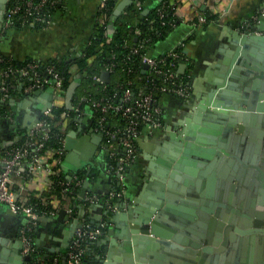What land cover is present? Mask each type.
Wrapping results in <instances>:
<instances>
[{
  "label": "water",
  "instance_id": "obj_1",
  "mask_svg": "<svg viewBox=\"0 0 264 264\" xmlns=\"http://www.w3.org/2000/svg\"><path fill=\"white\" fill-rule=\"evenodd\" d=\"M8 1L0 0L2 26ZM131 3L132 0L119 2L111 19L119 17ZM186 69L187 65L181 64L178 73L185 74ZM100 77L104 82L109 81L105 71ZM76 86L72 82L65 92L66 108L71 107ZM205 89L203 96L197 97L191 122H179V130L166 129L172 142L164 145V155L156 161V170L150 167L153 177L148 178V184L124 213L117 219L112 215L118 230L114 233L108 230L114 237L102 243L104 256L94 257L96 264H220L224 258L219 254L223 245L218 244L227 240L238 243L240 235L243 248L247 243L253 249L258 246V253L256 250L251 253L254 256L248 259V264H264V202L258 199L256 205L253 199L222 201L221 192L233 179L252 190L259 185L250 183L249 177L257 175L254 171L243 168L236 173L239 163L260 162L264 166V15H258L248 29L233 31L229 41L219 46ZM39 95L47 100L42 101L41 111L50 109L47 92L35 91L24 97ZM40 116L41 113L36 122ZM35 123L19 131H28ZM76 133L71 130L65 137V160L80 167L81 161L88 164L95 157L101 137L84 135L76 139ZM246 134L248 144L241 157L238 145L244 142ZM11 139L6 146L20 140L21 135ZM218 157L221 159L217 160ZM225 165L233 166L228 174ZM258 173L263 189L264 174L261 169ZM87 186L85 182L81 196ZM224 201L229 204H223ZM232 204L245 211L232 209ZM64 214V210H59L58 219ZM223 227L225 236L220 231ZM21 250V242L14 245L6 264L31 263L33 256H23ZM4 259L0 257V264H4ZM62 263H66V256Z\"/></svg>",
  "mask_w": 264,
  "mask_h": 264
},
{
  "label": "crops",
  "instance_id": "obj_2",
  "mask_svg": "<svg viewBox=\"0 0 264 264\" xmlns=\"http://www.w3.org/2000/svg\"><path fill=\"white\" fill-rule=\"evenodd\" d=\"M121 1L119 0L118 3ZM169 2L174 6V14L180 23L164 40L155 43L149 54L160 55L186 39L187 44L184 52L188 56L190 64L185 73L189 74L190 97L188 100L172 96L161 98L163 125L166 126V129L171 128L169 124L176 116L182 114L191 100L196 101L198 96H202V91L207 86L206 81L215 64L217 49L221 44L229 41L233 31L246 29L245 26L251 23V18L262 7L264 0H169ZM99 5L100 0H64L63 4L55 10L50 24L44 28L4 27L0 22L2 26L0 28V57H6L17 63L28 60L46 62L69 58L73 54L83 52L90 41L95 25L100 20ZM206 11L215 15V19L209 20L207 24L193 27L190 23L198 20L200 16H205ZM144 13L145 11H143ZM112 31V28L108 29L110 35ZM79 78V76H75L74 80L70 82V84L77 83L74 98L80 97L83 89ZM81 97L83 96L81 95ZM42 101L46 102L47 100L43 99L41 95L34 98L14 96L6 102L0 101V143L2 144L0 148L11 142L16 131L25 129L36 122L43 108ZM8 117L13 121H9L11 119ZM71 130L77 132L76 139L84 135H94L91 134L92 126L85 117L76 128L69 129V131ZM159 135L160 131L151 134L141 133L137 140L136 160L129 166L124 177L122 196L115 199L111 210L105 207L104 202L114 184L104 171L102 156H99L96 151L95 157L88 164L81 161L80 167H77L65 160L67 153L65 151L61 165L65 178L70 180L71 176H74L79 169H83L86 176L80 182L72 200L66 198L55 200L54 204L59 205L57 213L54 216L40 217L32 226L29 235L34 255L33 261L29 264H46L48 261L62 259L66 256L74 236L73 228L83 222H88L93 227L103 225V233L94 243L90 253L93 258L98 255L104 256L102 243L105 242V239L114 237L108 234V230H112V233L118 230L115 222L112 221V215H115L117 219V216L124 213L142 192L147 182L148 170L154 166L152 160L156 139ZM47 177L49 174L46 171L39 172L31 181H23L15 177V179L13 178L15 183L13 189L27 199H30V196L44 197L48 190V187L46 188ZM85 182H88V186L85 188L84 195L81 196L80 192ZM90 194L99 198L96 203L83 201V198ZM242 195L243 201L253 199L248 191H244ZM258 199L264 202V193L257 194L256 203ZM59 210L65 211L60 220L58 219ZM26 225L25 216L13 213L5 206L0 205V257L5 258L4 264L7 263L6 259L12 255L14 245L20 244L21 233ZM250 246L245 251L240 250L235 264H248V259L251 260V257L254 256L251 253L254 250H256L255 253H258L256 246L254 249ZM93 258L88 264L95 263ZM224 264H234V261H225Z\"/></svg>",
  "mask_w": 264,
  "mask_h": 264
},
{
  "label": "built area",
  "instance_id": "obj_3",
  "mask_svg": "<svg viewBox=\"0 0 264 264\" xmlns=\"http://www.w3.org/2000/svg\"><path fill=\"white\" fill-rule=\"evenodd\" d=\"M63 1L9 0L4 10L3 26L47 27L55 10L63 4ZM107 1L100 0L101 12L106 9ZM133 3L137 9L142 7V2L139 0H134ZM158 14L162 18L163 14L160 9ZM258 15H264V3L251 18V23L256 21ZM208 22L209 20L205 16H200L198 20H194L190 24L194 27ZM251 23L247 24L245 28H249ZM130 34L136 40L141 36V31L135 27L130 30ZM186 44L185 39L160 55H150L149 52H144L148 47L147 40H139L138 44L131 47L129 52L138 56L140 75L136 74L132 80L126 82L125 88L122 87L120 91L114 90L110 95L102 94L99 98L73 97L71 107L67 108V112L64 111L59 115L56 123H53L51 109L62 103L65 105L66 91L64 80L51 61L28 60L19 63L17 66H7L4 70H0L1 102H6L12 98L9 93L11 88H16L18 93H22L24 96L31 95L35 91L50 94L51 108L41 111L39 120L30 130L15 132L13 138L21 135L20 140L10 146L0 148V205L5 206L13 213L22 214L27 219V225L21 233V254L23 256H33L34 254L29 235L32 226L42 216H54L59 209V205L51 202L50 207L49 201L43 199L39 202L43 209L38 210L33 204L29 203V199L22 197L20 192L13 189L15 185L13 178L17 177L23 181H31L39 172L46 171L49 174L46 182L48 193L52 184L50 176L59 172L53 170L54 166L60 165L61 169L67 132L70 128H76L85 117L92 126V134L101 137V142L96 151L104 154V171L114 184L112 190L106 195L104 202L105 207L111 210L112 201L122 196L124 177L129 166L136 160L137 140L141 133L148 132L151 134L164 127L161 99H156L154 92L160 93L161 98L172 96L188 100L190 97L189 74L178 73V67L181 64H186L187 67L190 64L189 58L184 52ZM127 59L130 58L127 57ZM4 62L6 60L0 58V63ZM114 67V63H111L100 71V73L105 71L109 74L108 82L102 81L100 74L91 76L93 84H97L103 93L109 87L110 76ZM121 71L134 74L131 67L128 69L123 67ZM69 72L79 77L86 74H80L75 67H71ZM16 76L19 80L14 81V83L7 82L8 78ZM152 79H156L157 83L150 84ZM135 84L137 85L133 86L134 88L130 87ZM117 86L119 85L117 84ZM109 118H114L119 122H111ZM8 119L11 118L8 117ZM9 121L12 122L13 119ZM53 128H56L61 135L60 146L45 147V141L53 135ZM21 140L22 142L16 145ZM81 181L74 174L70 180L60 182L61 193L73 195L74 187H79ZM71 184L74 185L73 189L69 188ZM37 198H41V196ZM98 199L96 195L90 194L85 196L83 201L96 203ZM102 233L103 225L93 227L90 223L83 222L76 227L71 246L66 254L65 264H80L81 257L84 254L82 242H94ZM52 264H56V260H53Z\"/></svg>",
  "mask_w": 264,
  "mask_h": 264
},
{
  "label": "trees",
  "instance_id": "obj_4",
  "mask_svg": "<svg viewBox=\"0 0 264 264\" xmlns=\"http://www.w3.org/2000/svg\"><path fill=\"white\" fill-rule=\"evenodd\" d=\"M119 0H108L106 3V9L100 11L99 18L100 22L95 25V29L90 38L89 43L83 52L79 54H73L69 58H64L61 60L51 61L60 76L64 80L65 91L68 88L70 82L74 80V76L69 70L71 67H75L80 74L86 73L79 78V82L83 84V89L81 95L85 98H99L102 94H111L114 90L120 91L122 87H126V82L132 80L133 76L140 75V64L138 56L130 54V48L136 46L141 39L147 40V48L144 52H149L155 43L164 40L169 33H171L180 23L177 17L174 15L172 5L169 0H139L142 2V7L137 9L134 6V1L129 5L123 13L111 20L112 12L117 5ZM161 10L163 16L159 17L158 10ZM143 14V11H146ZM205 17L207 20L215 19V15H211L208 11L205 12ZM99 21V20H98ZM164 22V24H162ZM113 29L112 35H109L108 29ZM137 27L141 31V36L136 40L130 34V30ZM129 57L130 59H127ZM6 60L4 63H0V70H4L7 66H17L19 63L14 60H7L6 57H0ZM114 63L115 67L110 76L109 87L105 93H103L97 84H93L91 76L94 74L99 75L100 71L107 65ZM132 68L133 73L127 74L125 71H121V68ZM85 76V77H84ZM15 78V79H14ZM19 80V78L13 77L8 78L7 82L14 83V81ZM157 80L152 79L150 84H156ZM119 85L116 87V85ZM131 85L130 87L136 86ZM134 88V87H133ZM11 97H24L22 93H18L16 88H11ZM80 95V97H81ZM78 96V95H77ZM154 97L156 99H161V95L158 92H154ZM66 111V106L62 103L61 105H56L51 109L53 116V123L58 121L59 115ZM109 121H116L114 118H109ZM117 122V121H116ZM119 122V121H118ZM117 122V123H118ZM75 128V127H74ZM56 128L52 129V136L45 141V147H58L60 146L61 135L57 132ZM21 141H18L16 145H19ZM45 153V150H44ZM52 159V158H51ZM50 159V161H51ZM54 171H59L52 176H50L51 186L49 192L42 198H37L36 196H30L29 203L33 204L38 210L43 208L40 206L39 202L41 200H48L51 207V202H55L57 199L66 198L72 200L75 196L76 190L78 188L74 187L73 184L70 185V189H73L74 193L72 196L68 193H61V188L59 183L62 181H67L63 171L60 169V165L54 166ZM78 179L81 181L86 173L83 169H79L75 172ZM115 200L112 201V203ZM94 242H82V247L84 249V254L81 257L80 264H88L90 259L92 260L93 255L90 253L94 247ZM34 255V254H33ZM36 255V254H35ZM95 259V258H93ZM53 261H48L46 264H52ZM93 263V262H92ZM56 264H63L62 259L57 258Z\"/></svg>",
  "mask_w": 264,
  "mask_h": 264
},
{
  "label": "flooded vegetation",
  "instance_id": "obj_5",
  "mask_svg": "<svg viewBox=\"0 0 264 264\" xmlns=\"http://www.w3.org/2000/svg\"><path fill=\"white\" fill-rule=\"evenodd\" d=\"M206 82H207V86H208V80ZM202 96H203V94H202ZM195 102H196L195 100H191L186 105L187 107H185V109L182 112V114H179L178 116H176L172 120V122L169 124V125H171V128H175V129L179 130L180 129L179 128V122H182V123H185V124H189L191 122V119H192V116H193L192 110H193V107L195 105ZM165 127L166 126H164L161 130H159L160 131V135L156 139L157 141H156V145H155L156 147H155V150H154L155 151L154 152V158L152 160L154 162V167H153L154 170H156V168H157V162L156 161L164 155V153H163L164 152L163 151L164 145L165 144H170L172 142V140L167 137V130H166ZM244 136H245L244 142L241 143V144L239 143V145H238V148H240V151L242 153L241 157H243V154H244L243 150H245V146L248 144L247 141H248V138H249V136L247 134L244 135ZM223 140L226 141V139H223ZM253 152L251 154L252 157H253ZM257 157L259 158L258 154H257ZM219 159H221V158L218 157L217 160H219ZM241 160H242V158H241ZM208 161H209V163L211 162V160H208ZM206 164H208V163H206ZM255 166H258V168L255 169ZM232 167L233 166H229V165L226 166V172H227L226 174H228L231 171ZM243 168L245 169V171H246V169H249L252 172L254 171L255 174H257L256 176L251 175L249 178H250V183L251 182L252 183H256V184L259 183V185L255 186V188L253 187L254 189L252 190V189H249L248 187L244 186L242 182H238L235 179H233L231 185L226 186V188L223 187V189H221V192L223 194L222 201L225 198H227V199L230 198V199H232V202H234V203L237 202L236 200H238V202H244L242 200V198H243V195H242V192H241L242 190L248 191L249 193H251V196L253 197V200H255V198L257 197V194L258 193L260 194L261 191L264 189V188L262 189V187L260 186V184H262V180L260 179L261 176L258 173L259 170L261 169L263 171V174H264V166H262L260 162H258L256 165H251L250 163L241 162L237 166L236 173L238 171L242 170ZM151 173L152 172L149 170L148 176L146 177L147 178L146 181H148V178L151 179L153 177V175ZM246 173L243 175V177L246 176ZM226 180H227V178L225 179V181ZM192 194H193V197L198 198V195H196V193H192ZM254 196H255V198H254ZM223 204L228 205L229 202L224 201ZM257 204H258V202L256 203V205ZM231 207H232V209L238 210L241 213H242V211H245V210H243L241 208L236 207L235 204H232ZM247 215H249V214H247ZM217 219H220V218H217ZM220 231L222 233V236H225L226 230L224 229V227L220 228ZM230 231L232 232V230H230ZM239 237H240V239H239V241H237L238 243L231 242V241L227 240L225 243L222 242V243L218 244L219 246L223 245V250L219 253L220 255H222L224 257L222 259V264H224L225 261H228V262L234 261V264H235L237 262V260H238V255L240 253V250L243 249L245 251V250L248 249L249 245H251L250 243H247V244L244 245V248H243V246H242L243 245V243H242L243 241L241 242V240H242L241 238H243V236L240 235ZM257 244L259 245L258 241H257ZM260 245H263V243H261ZM250 248H251V246H250ZM257 248H258V246H257ZM259 249H261V248H259Z\"/></svg>",
  "mask_w": 264,
  "mask_h": 264
},
{
  "label": "rangeland",
  "instance_id": "obj_6",
  "mask_svg": "<svg viewBox=\"0 0 264 264\" xmlns=\"http://www.w3.org/2000/svg\"><path fill=\"white\" fill-rule=\"evenodd\" d=\"M83 84H84V82H83ZM99 154V156H102V158H103V156H104V154L103 153H98Z\"/></svg>",
  "mask_w": 264,
  "mask_h": 264
}]
</instances>
